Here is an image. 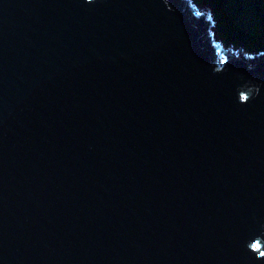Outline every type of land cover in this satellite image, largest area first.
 <instances>
[{
    "label": "water",
    "instance_id": "1",
    "mask_svg": "<svg viewBox=\"0 0 264 264\" xmlns=\"http://www.w3.org/2000/svg\"><path fill=\"white\" fill-rule=\"evenodd\" d=\"M214 23L0 0V264H264V53Z\"/></svg>",
    "mask_w": 264,
    "mask_h": 264
},
{
    "label": "trees",
    "instance_id": "2",
    "mask_svg": "<svg viewBox=\"0 0 264 264\" xmlns=\"http://www.w3.org/2000/svg\"><path fill=\"white\" fill-rule=\"evenodd\" d=\"M207 8L214 31L224 44L243 48L247 55L264 53V0H195Z\"/></svg>",
    "mask_w": 264,
    "mask_h": 264
},
{
    "label": "rangeland",
    "instance_id": "3",
    "mask_svg": "<svg viewBox=\"0 0 264 264\" xmlns=\"http://www.w3.org/2000/svg\"><path fill=\"white\" fill-rule=\"evenodd\" d=\"M209 12H210V10H209ZM210 15H211V12H210ZM211 18H212V17H211ZM214 37L217 38V39H221V38H219V36H218L217 30L214 31ZM219 42H220V41H219ZM228 46H229V44H224V48H225V49L228 48ZM239 48H241V47H239ZM239 48H236V49H239ZM241 49H242V48H241Z\"/></svg>",
    "mask_w": 264,
    "mask_h": 264
}]
</instances>
